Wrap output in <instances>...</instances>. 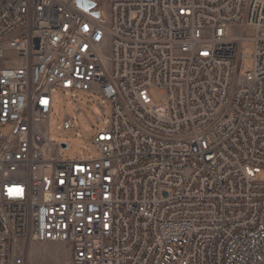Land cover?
<instances>
[{
  "label": "built area",
  "instance_id": "2783aa9c",
  "mask_svg": "<svg viewBox=\"0 0 264 264\" xmlns=\"http://www.w3.org/2000/svg\"><path fill=\"white\" fill-rule=\"evenodd\" d=\"M263 31L264 0H0V264H264ZM53 89L108 104L95 157L58 156Z\"/></svg>",
  "mask_w": 264,
  "mask_h": 264
},
{
  "label": "rangeland",
  "instance_id": "374dc122",
  "mask_svg": "<svg viewBox=\"0 0 264 264\" xmlns=\"http://www.w3.org/2000/svg\"><path fill=\"white\" fill-rule=\"evenodd\" d=\"M101 7H106L110 0H96ZM234 32L243 34L248 30L243 27H233ZM251 53L250 47L239 48L237 54V68L247 69L251 64L245 59ZM154 100L155 91H151ZM53 108L47 119V136L54 144H67L66 148L59 146L58 156L64 160H78L93 158L96 150L90 144L92 136L104 130L108 125V104L98 95L88 91L62 92L52 90ZM69 118L72 121L70 129L62 128V121ZM8 128L2 133L7 134ZM29 264H69L70 249L63 243H36L31 242L21 250Z\"/></svg>",
  "mask_w": 264,
  "mask_h": 264
},
{
  "label": "water",
  "instance_id": "95a60500",
  "mask_svg": "<svg viewBox=\"0 0 264 264\" xmlns=\"http://www.w3.org/2000/svg\"><path fill=\"white\" fill-rule=\"evenodd\" d=\"M62 147H65V144L64 143L62 144Z\"/></svg>",
  "mask_w": 264,
  "mask_h": 264
},
{
  "label": "bare ground",
  "instance_id": "6f19581e",
  "mask_svg": "<svg viewBox=\"0 0 264 264\" xmlns=\"http://www.w3.org/2000/svg\"><path fill=\"white\" fill-rule=\"evenodd\" d=\"M263 35H264V31H263Z\"/></svg>",
  "mask_w": 264,
  "mask_h": 264
}]
</instances>
